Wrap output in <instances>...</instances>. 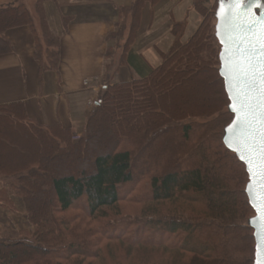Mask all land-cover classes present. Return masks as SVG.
I'll use <instances>...</instances> for the list:
<instances>
[{
	"label": "trees",
	"instance_id": "trees-1",
	"mask_svg": "<svg viewBox=\"0 0 264 264\" xmlns=\"http://www.w3.org/2000/svg\"><path fill=\"white\" fill-rule=\"evenodd\" d=\"M160 1L120 8L111 38L121 65L145 7ZM193 1L201 27L184 43L185 23L176 24L170 53L146 78L115 82L107 54L104 89L80 136L36 124L21 103L0 106V206L26 213L33 228L0 237V264H254L249 176L224 143L233 114L220 76L218 0ZM58 2L36 1L43 36L25 0L0 4V54L12 49L6 32L28 26L42 73L57 72L60 37L46 6ZM189 85L206 110L187 113Z\"/></svg>",
	"mask_w": 264,
	"mask_h": 264
},
{
	"label": "crops",
	"instance_id": "crops-1",
	"mask_svg": "<svg viewBox=\"0 0 264 264\" xmlns=\"http://www.w3.org/2000/svg\"><path fill=\"white\" fill-rule=\"evenodd\" d=\"M120 1L130 4V0L104 1L103 7L96 10L97 14L84 15L67 25L62 22L63 17L52 22L55 10L60 8L47 4L51 31L60 37L57 72L42 73L41 64L35 57L36 40L30 27L7 31L5 39L12 49L0 54V106L21 103L28 118L44 127L63 125L75 129L84 126L103 88L107 54L112 46L109 38L116 32V17L104 6H121ZM161 7L163 9L158 13H153L152 24L144 25L123 65L121 55L117 57L119 67L115 82L144 79L163 64V56L171 51L175 43L174 22L188 20L184 43L202 22L200 15L193 10L191 0L163 1ZM148 9L143 15L144 24Z\"/></svg>",
	"mask_w": 264,
	"mask_h": 264
},
{
	"label": "water",
	"instance_id": "water-1",
	"mask_svg": "<svg viewBox=\"0 0 264 264\" xmlns=\"http://www.w3.org/2000/svg\"><path fill=\"white\" fill-rule=\"evenodd\" d=\"M241 7L243 5H237L236 11H239ZM232 11L227 0H225L223 5L218 0L216 37L221 46L220 76L224 80L225 90L230 101L229 110L233 114V121L225 130L224 143L231 152L237 155L240 162L245 165L249 176L246 193L250 206L255 212V216L250 221L256 242L254 264H264V195H262L259 187L260 179L258 175V167L262 155L260 149L264 147V144H262L264 136L261 135L264 133V123L261 122L264 108L260 107V104L264 103V99L261 98L259 88L264 87V85H261L257 78V91L253 93L256 97V101L254 102L256 104L255 119L252 121L255 136L249 137L246 127L243 129L236 128V124L240 122L241 117L231 110L233 104H236L237 108L239 105L234 99L233 81L230 79L231 74L228 71L230 57L232 60H236L237 56H246L245 53L239 52L238 49H246L249 51L253 63L256 65L257 73L264 70V64H261V61H264V55H261V52H264V44H262L264 42V26H261L259 23H253L251 17H248V19L234 20L231 18ZM252 13L253 15H264V9L253 7ZM230 127L234 129L231 132L229 131ZM250 148L254 150L250 151ZM241 156H243V159H241ZM249 160H251V163L248 162ZM250 168L251 172L249 171Z\"/></svg>",
	"mask_w": 264,
	"mask_h": 264
},
{
	"label": "rangeland",
	"instance_id": "rangeland-1",
	"mask_svg": "<svg viewBox=\"0 0 264 264\" xmlns=\"http://www.w3.org/2000/svg\"><path fill=\"white\" fill-rule=\"evenodd\" d=\"M25 1H26L27 7L29 9H31V12L33 13V16L35 17L36 23L38 25L39 33L41 34V36H43L42 35L43 33L41 31L40 17H39V15H37L38 14L37 13V8H36V1L37 0H25ZM163 1L179 2V1H183V0H161L155 6L148 4L145 7L144 11H143V15H144V12H145V10L147 8H149L150 11L148 9V11L145 13V18H144L145 24L143 23V18H142V23H141V27H140L139 33L143 29L144 25L147 26L150 23L152 24V21H153V19L151 21L152 15H153L154 12L158 13L161 10V8L163 9V7H161ZM191 1L193 3V10L195 12H197L200 15L201 19H202V22H201V24L199 26V28H200L202 23L204 22V17L195 9L194 1L193 0H191ZM9 2H11V0H0V4H3V5L4 4H8ZM59 2L61 3L62 0L59 1ZM59 2L56 5L55 4L53 5V7L56 8V6H57L60 9H58V10L56 9L55 10V14H54V16H52V17H55V19L52 20V22H54V21L58 20L59 18L63 17L62 22L64 23V25H67L69 22L73 21L76 18L78 19L80 17H84V15L91 14L93 12H95L97 14L96 10L97 11L100 10L101 6L103 7V5H104V0H63V3H61V5H59ZM132 3H133V0H130V4L128 2L120 1V4H123L121 6L117 5L116 7H114L113 4L112 5L107 4L108 6L109 5L110 6L109 7L108 6H104V7H106V10H111V11H109V13L111 15H113L114 18L116 17L115 18L116 19L115 22L117 23L119 21V18H120V16H119L120 8L121 7H129ZM213 5H214V2L212 1L210 6H213ZM99 16H100V14H99ZM48 23H49V21H48ZM182 23H185V31H186L187 26H188V20L185 21V22H182ZM182 23L174 22L173 23L174 24L173 31H174V28H175L176 24H182ZM214 23H215V21H214ZM49 28L51 30L50 25H49ZM129 29H130V21L127 22L126 33L124 34V37L122 38V41L124 40L122 42V44H124V42L127 39V36H128L127 33L129 31ZM119 32L120 31L116 28V32L114 34L115 35L118 34V36H119ZM195 33L189 38V40L195 35ZM173 34H174V32H173ZM54 35H56V34H54ZM56 36L58 37V35H56ZM115 39L116 38H111V37L109 38V40H110L109 42H111V45H112L111 49H109V52H111V54H112L111 57L115 58V61H117V57H119L121 55V51L116 49L117 41H115ZM188 41H186V42H188ZM163 61H164V59H163ZM117 66H119L118 63H116V65L114 66V69L112 70V72L115 70L114 71V72H116L115 76H117V74H118ZM188 77L189 76H186V78H188ZM213 82L214 81H211L210 84L212 83L211 85H213ZM103 89H104V82H103V88L101 89V91ZM213 91L215 93H220L219 87H216V86L213 87ZM186 93H187L186 94V98L189 101V102H187V105L185 107L187 113L190 114V112H192V111L193 112H195V111L196 112H198V111L201 112V111L206 110V109L200 107V103H201V100H202V95L201 96L200 95L197 96L196 92H195V88L192 85H189V87L187 88V92ZM193 95H195V96L193 97ZM193 98L196 99L195 104L192 102ZM190 99H191V101H190ZM214 101L212 102L211 106L209 107L210 109H212V111L216 110L219 107V103H220L218 101V99H217V101H215V102ZM158 108H160V107L158 106ZM183 118H185V117H183ZM196 120L201 122V121H204L205 119L204 118H202V119H198L197 118ZM83 127L84 126L82 125L81 127H77L75 129H73L74 133L76 134L77 137L82 134ZM3 186H4V184L0 183V188L3 187ZM24 229H26V230L27 229L28 230L33 229L32 225L29 222V219H28V216H27L26 213L21 212V211L19 213H15V212L6 210L5 208L0 206V237L1 236H14L15 237L18 234H20V232H22Z\"/></svg>",
	"mask_w": 264,
	"mask_h": 264
},
{
	"label": "snow or ice",
	"instance_id": "snow-or-ice-1",
	"mask_svg": "<svg viewBox=\"0 0 264 264\" xmlns=\"http://www.w3.org/2000/svg\"><path fill=\"white\" fill-rule=\"evenodd\" d=\"M225 0H220L221 5ZM232 11L231 18L234 20L239 19H248L252 18L253 23H259L261 26H264V15H253V7H258L264 9V0H227ZM237 5H243L236 11ZM219 14V13H218ZM223 19V17H222ZM222 43H224L222 41ZM264 44V42H262ZM239 52L245 53L246 56H237L236 60L229 59V69L230 79L233 81V95L234 99L238 103L239 107L237 108L236 104L231 106V110L234 113H237L241 119L238 124H236L237 129L247 128L249 137L255 136V131L253 129L252 121L255 119V107L256 97L253 95L257 91L256 81L259 79L261 85H264V70L257 73L256 65L253 63V59L250 56V53L246 49H238ZM261 55H264V52H261ZM261 64H264V61H261ZM261 98L264 99V87L259 88ZM261 108H264V103L260 104ZM261 122L264 123V114L261 116ZM233 128H229V131H233ZM264 136V133L261 134ZM264 144V140H262ZM253 151V148L249 149ZM261 152V161L258 167V175L260 179V189L262 195H264V147L260 149ZM243 159V156H241ZM251 163V160L248 161ZM251 172V168L249 169ZM251 190V186H250ZM255 194V193H253Z\"/></svg>",
	"mask_w": 264,
	"mask_h": 264
}]
</instances>
